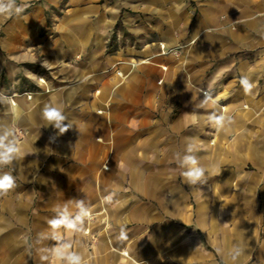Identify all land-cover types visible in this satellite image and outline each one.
Instances as JSON below:
<instances>
[{
  "label": "crops",
  "instance_id": "crops-1",
  "mask_svg": "<svg viewBox=\"0 0 264 264\" xmlns=\"http://www.w3.org/2000/svg\"><path fill=\"white\" fill-rule=\"evenodd\" d=\"M16 3L0 15V123L20 149L0 169L16 182L0 196V264H42L57 242L37 234L70 199L92 208L86 235L62 230L84 264H224L217 249L237 242L240 264H264V0ZM46 105L67 132L45 127ZM211 111L233 122L217 131ZM189 139L203 185L176 162Z\"/></svg>",
  "mask_w": 264,
  "mask_h": 264
},
{
  "label": "clouds",
  "instance_id": "clouds-1",
  "mask_svg": "<svg viewBox=\"0 0 264 264\" xmlns=\"http://www.w3.org/2000/svg\"><path fill=\"white\" fill-rule=\"evenodd\" d=\"M23 11L24 8L18 5L16 0H0V15H19ZM239 83L245 95L251 94L256 87L255 83L246 74L240 76ZM8 101L9 98L0 93V103H7ZM211 101V90L205 91L198 107H206ZM42 118L46 122L45 127L52 126L58 130L59 134L67 132L72 127L63 111L56 106L46 105L42 110ZM206 122L215 127L217 131H220L230 125L233 120L231 116H227L223 112L211 111L207 115ZM14 136V131L7 123H0V169L13 164L19 158L20 149ZM197 151L195 143L189 139L184 153H176V162L180 168L184 169L183 177L189 186L203 185L208 180V169L201 165L198 156L195 154ZM15 187V177L7 172L0 174V196L6 195ZM105 199L108 203L112 202L111 196ZM53 212L55 216L47 221L48 231L38 233L34 241L36 245H42L49 239L57 242L56 246L51 249L47 247L38 249L41 253L40 260L42 264L49 260L50 255H54L64 264H84V257L80 252L71 250L72 244L64 239L62 230L86 235L85 224L86 221L91 219V206L84 199H70L63 204L54 206ZM120 238H126L123 228L120 231ZM24 243L28 244V241L25 240ZM29 246L31 247V245ZM217 251L224 258V264H240V258L245 254V247L242 243L237 242L226 251L220 249H217Z\"/></svg>",
  "mask_w": 264,
  "mask_h": 264
},
{
  "label": "built area",
  "instance_id": "built-area-1",
  "mask_svg": "<svg viewBox=\"0 0 264 264\" xmlns=\"http://www.w3.org/2000/svg\"><path fill=\"white\" fill-rule=\"evenodd\" d=\"M161 47H162V53H164V54H166V53H170V52H173V53H175V54H179V50H177L176 48L168 49V48L165 46V44H162ZM119 74H120L122 77H126L122 72H119ZM41 82L46 83V82H45V79H41ZM30 96H31V95H30ZM30 96H29V97H30Z\"/></svg>",
  "mask_w": 264,
  "mask_h": 264
}]
</instances>
